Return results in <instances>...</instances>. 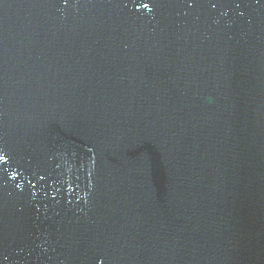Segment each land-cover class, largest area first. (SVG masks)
I'll use <instances>...</instances> for the list:
<instances>
[{"label": "water", "instance_id": "obj_1", "mask_svg": "<svg viewBox=\"0 0 264 264\" xmlns=\"http://www.w3.org/2000/svg\"><path fill=\"white\" fill-rule=\"evenodd\" d=\"M0 264H264V0H0Z\"/></svg>", "mask_w": 264, "mask_h": 264}]
</instances>
